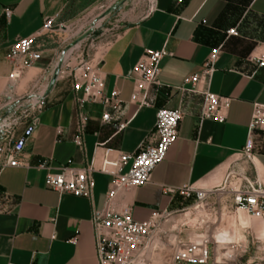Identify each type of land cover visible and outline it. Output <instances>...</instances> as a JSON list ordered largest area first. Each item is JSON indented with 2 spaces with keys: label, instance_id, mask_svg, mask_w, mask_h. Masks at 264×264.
<instances>
[{
  "label": "crops",
  "instance_id": "obj_1",
  "mask_svg": "<svg viewBox=\"0 0 264 264\" xmlns=\"http://www.w3.org/2000/svg\"><path fill=\"white\" fill-rule=\"evenodd\" d=\"M102 1L0 0V93L7 87L11 49L19 39L37 34L47 19L55 17V28L38 38L42 59L20 78L17 93L23 95L57 64L71 39L58 26L77 20ZM8 9L11 16L6 14ZM231 28H237L239 35H228ZM215 47L221 48L215 71L198 84V92L186 89L190 88L186 79L204 72ZM146 49L166 50L170 55L161 63V86L153 85L147 92L152 105L141 107L131 100L135 88L131 75ZM261 51L264 0H156L144 17L122 23L113 39L94 55L106 76V93L120 90L122 104L117 111L101 104L89 106L83 147L74 141L79 122L77 94L63 66L40 124L21 154L29 167L0 173V264H98L92 216L104 207L110 177L94 173L96 187L89 200L47 187V170L39 165L47 161L54 172L84 168L97 160L99 143L115 151L138 153L156 142V114L161 108H179L183 119L178 139L154 169L151 182L119 193L118 202L129 204L135 219L160 213L168 216L165 223L174 221L175 214L194 203L193 197L179 192L184 186L218 188L222 203L231 201L234 186L252 184L264 189V129L254 133L253 153L248 157L244 152L253 104H264V68L248 57ZM207 91L232 99L226 122L201 118ZM106 112L111 119L105 122ZM166 186L176 191L167 194ZM232 214L236 215L234 226L218 234L212 231L224 244L221 247L236 245L241 239L238 225L249 224L243 213ZM260 231L264 234L263 224Z\"/></svg>",
  "mask_w": 264,
  "mask_h": 264
},
{
  "label": "built area",
  "instance_id": "obj_2",
  "mask_svg": "<svg viewBox=\"0 0 264 264\" xmlns=\"http://www.w3.org/2000/svg\"><path fill=\"white\" fill-rule=\"evenodd\" d=\"M155 3L156 0H151V8ZM6 14L11 16L12 11L8 9ZM55 25V17L47 19L40 32L19 39L11 49L12 71L8 77L7 87L0 93V173L7 168L29 167L22 161L21 154L38 128L47 107L49 89L57 64L50 66L28 93L19 95L17 88L23 72L42 59L43 51L37 48L38 38L43 33L53 30ZM227 34L238 36L239 32L237 28H231ZM81 47L82 43H79L62 54L63 66L69 70L73 90L77 94L79 122L74 141L83 147L90 120L89 106L101 104L105 108L111 107L117 111L122 100L118 89H114L109 95L106 93V76L94 57H85L82 54L77 57V63L71 65L70 58ZM70 50L72 52L67 57ZM220 54V47L212 49L204 72L187 78L185 84L190 85V88L186 89L199 91L198 84L215 71V63ZM166 55H170L166 50L146 49L144 56L135 64L131 75L135 82L132 102L138 103L141 107L152 105L147 92L153 85L161 86L159 81L161 63ZM248 59L258 67L264 68V51L253 52ZM231 102L230 97L205 92V106L201 118L213 119L219 123L226 122ZM102 119L105 122L109 121L111 113H104ZM182 119L183 111L179 108L159 109L155 126L157 140L144 146L138 153L115 151L99 143L97 160L84 168L67 167L60 172H54L47 161L39 165V168L47 170L45 176L47 187L62 194L70 193L89 200L93 199L96 187L94 173L99 172L110 177L104 207L101 210H94L92 216L98 264H151L152 255L167 234L163 230V224L168 216L155 213L146 220H137L133 216L131 206L119 203L118 196L122 191L130 192L151 182L154 169L166 159L171 146L178 139ZM123 127L124 125L120 126ZM262 129L264 104L254 103L244 150L248 157L253 153L254 133ZM175 191L174 188L164 187L167 194ZM179 192L186 198H194L191 207L180 211L185 215L192 208L198 210L209 204H222L221 190L218 188L189 185L180 188ZM230 194L231 201H228L227 206L237 213L243 210L251 217L264 221V189L252 184L240 185L232 187ZM221 245L224 244L218 241L209 228L205 234L198 237V240L176 247L168 264H242L239 256L242 255L241 251H245L241 245L232 244L231 248ZM221 251L223 253L220 256Z\"/></svg>",
  "mask_w": 264,
  "mask_h": 264
},
{
  "label": "rangeland",
  "instance_id": "obj_3",
  "mask_svg": "<svg viewBox=\"0 0 264 264\" xmlns=\"http://www.w3.org/2000/svg\"><path fill=\"white\" fill-rule=\"evenodd\" d=\"M120 2L123 3L107 14L112 6ZM150 8L151 0H103L96 8L83 12L77 20L58 26L59 29H62L63 26V29L72 35L62 51H66L70 44L81 39L82 47L70 58L71 65L74 66L77 63V57L82 54L85 57L93 58L113 39L122 23L141 19L149 12ZM227 205L228 202L217 205L209 204L198 210L192 208L188 211V217H185L184 212L175 214L174 221L163 224V230L167 234L152 255L151 264H168L176 247L196 240V236L205 234L209 228L211 232L214 230L218 234L225 228L234 226L236 215L232 214L234 210ZM241 213L250 221L246 227L238 225L241 239L235 243L240 244L245 251H241L242 255L239 256V259L242 264H247V262L264 264V234L261 235L260 231L264 221L250 218L243 210L238 212L239 215ZM222 253L223 251L220 256Z\"/></svg>",
  "mask_w": 264,
  "mask_h": 264
},
{
  "label": "water",
  "instance_id": "obj_4",
  "mask_svg": "<svg viewBox=\"0 0 264 264\" xmlns=\"http://www.w3.org/2000/svg\"><path fill=\"white\" fill-rule=\"evenodd\" d=\"M121 3L115 5V6H112L108 11H107V14L111 13L113 10H115ZM106 14V15H107ZM81 43V39L79 40H76L75 42H73L72 44H70L67 48H73L74 46H76L77 44ZM65 52V51H64ZM64 55V54H63ZM63 55H61V58L60 60L57 62V66H56V69H55V73H54V77H53V80L51 82V86H50V89H49V93L52 91L53 87H54V84L58 78V74H59V71L61 70L62 66H63Z\"/></svg>",
  "mask_w": 264,
  "mask_h": 264
},
{
  "label": "bare ground",
  "instance_id": "obj_5",
  "mask_svg": "<svg viewBox=\"0 0 264 264\" xmlns=\"http://www.w3.org/2000/svg\"><path fill=\"white\" fill-rule=\"evenodd\" d=\"M71 52H72V50H70V51L67 53V57L70 56ZM188 216H189V213H187V214L185 215V217H188ZM263 226H264V223H263ZM239 236H240V235H239ZM196 240H198V238H196Z\"/></svg>",
  "mask_w": 264,
  "mask_h": 264
}]
</instances>
